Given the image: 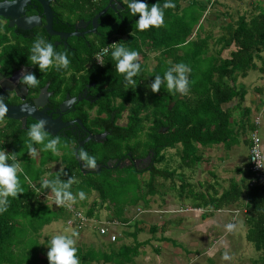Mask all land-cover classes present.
I'll list each match as a JSON object with an SVG mask.
<instances>
[{
    "label": "trees",
    "instance_id": "1",
    "mask_svg": "<svg viewBox=\"0 0 264 264\" xmlns=\"http://www.w3.org/2000/svg\"><path fill=\"white\" fill-rule=\"evenodd\" d=\"M58 1L63 3L60 6L62 13L68 4L65 2H73L77 8H80L79 4L82 6L80 9L86 5L90 18L112 0ZM144 2L149 8L153 3L163 7L166 0ZM170 2L174 7L163 9V26L139 31L135 25L139 14L130 15L127 5L118 0L122 10L108 8L98 18L97 40L91 43L86 56H80L67 69L57 70L54 67L47 73L58 78L64 76L68 69L78 71L84 68L86 73L76 84L94 81L99 90L104 89L105 93L94 104L97 105V117L89 120L83 112L80 117L93 132H105L104 139L90 140L77 148L75 138L59 136L63 140L58 145V149H63L62 156L43 151L48 154L39 156L36 165H30L27 146L32 142L27 131L36 121L27 120L23 128L19 121L5 119L6 127L0 135L7 140L0 147L7 148L21 164L23 173L18 175L25 191L17 198L10 196L8 210L0 213V264H48L49 238L40 240L43 228L58 219H65L66 223L75 227L74 222L67 221L75 211L84 213L89 219L100 220L102 207L108 214L102 221L104 225L100 226H104L106 233L110 231L115 238H106L98 229L101 238L97 237L89 243L76 241L79 264H133L134 257L140 252L139 247L146 241L137 239V233L143 229L140 221L127 217L126 212L131 207L148 208L156 196L161 197V203L165 202V190L161 188L164 183L179 201L186 198L193 204L192 208L202 209L203 218L217 210L241 207L242 219L247 226L246 239L264 255V182H251L249 158L244 165H237L234 173L225 179L228 182L226 187H223V179L213 168L204 169L202 174L207 175L194 182L182 172L184 167L191 170L196 167L197 173V165L202 163L211 166L208 158L203 157V147L222 144L226 150L235 142L236 132L245 133L247 128L253 132L260 123H255V120L243 123V118L247 121L250 113V106L242 105L246 87L249 86L236 81L238 76L246 77L249 70L259 72L258 77H264V7L252 3L241 14H238V7L234 11L237 13L234 19L231 17L233 12H221L223 16L229 15L230 20L220 25L222 34L216 39L220 44L215 50L217 54H209L210 33L200 36L203 24L199 21L202 17L207 19L204 13L209 3L214 1ZM113 42L139 53L140 73L134 77L137 82L135 88L129 86L125 89L123 75L115 70L116 62L111 57V49L104 56L103 65L93 63L94 54ZM224 48L230 49L226 56L221 55ZM150 52H153L156 64L148 70ZM181 62L191 69L188 73V94H173L166 85H161L160 91L153 93L149 85L154 77H163L168 68ZM44 82L41 79L39 85ZM234 100H237L234 105L227 106ZM123 114L125 121L121 122ZM55 136L49 134L48 138ZM244 141L249 147L251 139L245 137ZM41 146L33 143L38 151ZM81 147L96 158L97 164L101 165L99 171H82L73 154L76 148ZM168 149H175L178 158L175 167L171 162L173 158L165 155ZM150 152L152 163L148 167L140 166L136 160L150 155ZM56 160L59 161L56 170L46 164ZM108 161L110 165H107ZM122 162L126 165L121 167ZM61 170L67 173L61 175L62 180L72 177L75 181L70 191L76 196V202L70 208L58 207L53 203L50 189L40 188L42 179L54 178ZM144 172H147V177L142 176ZM25 174L31 184L25 180ZM38 189L40 193H37ZM80 191L85 196L94 194L93 199L80 200L77 195ZM52 205L57 208L53 209ZM128 221L134 225V231L127 232L134 244L124 242V237L115 234L118 233L117 223ZM159 227L164 232L165 226ZM148 228L155 230L158 225Z\"/></svg>",
    "mask_w": 264,
    "mask_h": 264
},
{
    "label": "rangeland",
    "instance_id": "2",
    "mask_svg": "<svg viewBox=\"0 0 264 264\" xmlns=\"http://www.w3.org/2000/svg\"><path fill=\"white\" fill-rule=\"evenodd\" d=\"M216 3V10L218 13L215 14L214 7H211L207 11V19L202 21L203 31H200V29L197 31H200V34L204 35V33L208 32L210 30L209 28L212 27V38H210V43L214 42V39L221 33V28L218 24H224V21L226 20L224 16L221 15V12L224 9L228 12H233L231 17L234 19L237 15L234 11L238 7V14L243 13L246 10V7H250V3H255L264 7V0H217L214 5H216ZM221 5H224L226 8L224 7L222 10L220 7ZM248 10L251 9L249 8ZM207 20L212 21V24L210 25ZM213 46L218 47L215 43ZM216 52L217 51L213 49H209V54H217ZM149 54L150 56L147 58L148 70L150 68H154L156 64V61L153 59V52H150ZM258 76H260L259 72L249 70L246 77L238 76L236 83L243 82L248 86L251 85L250 90L252 91L254 83L259 86V80H257ZM255 94L252 96L254 97ZM261 102L262 105L263 99H261ZM251 108L252 107L250 106V113L247 115L248 120L245 121L243 118V123L247 124L249 120L254 121L256 117H259L260 123L257 127V134L264 143V112H256L253 114ZM238 114H240V111H238ZM123 121H125V114H123L121 122ZM251 134L252 130L248 128L244 134L241 131H239V133L236 132L235 142L226 150L223 145H221V153L220 146L218 147L216 145L214 147H203V157L208 158L211 166L202 163L201 165H197V173L196 167L193 168V170H191V168L184 167L182 168V172L185 176H187V179L189 177L188 180L191 182L197 181L207 175V173H201L202 176H200L198 174L199 169L200 171H203L208 168H213L216 172H218V175L222 179L229 178L230 175L234 173L235 166L244 165L245 161H247L249 147L243 140V137L250 138ZM1 139L2 137L0 135V141L3 140ZM4 140L6 141L7 138ZM62 141L63 140L61 139V142ZM42 148L43 145L39 151L38 148H36L40 157L48 154L44 153ZM0 150H5L10 153L9 150L1 147ZM62 153L63 149L59 148L58 153L53 154L61 157ZM28 155L29 154L27 153V156ZM165 155L166 157L173 158L171 162L172 166L175 167L177 163L176 159H178L175 149L166 150ZM221 155L224 156V159L227 161V165H225V162L221 160ZM28 157L30 165L37 164L35 161L36 157ZM58 160L49 161L46 164L48 166L51 164L55 166L59 164ZM142 176L147 177V172H144ZM221 182L223 187L228 185L226 180H222ZM166 184L167 183H164V185L161 186V188L165 190V194L163 196L165 202L161 203V197L156 196L154 201H150L148 208L137 209L136 207H131L130 210L126 212L127 217L140 221V226H143V229L137 233V239H139V241H146L145 244L139 247L140 252L136 257H134L135 263L133 264H264V255L262 250H258L252 242L246 239L247 226L242 219L243 214L241 211L235 213L231 211L226 214V216L222 213H217L210 217L203 218L201 215L202 210L200 211L199 209L192 208L191 206H193V204L188 202L190 200L186 198L185 201H179L177 196L174 195V192L168 190ZM93 197L94 194H91L90 196H86V199L90 201ZM51 207L53 209L57 208L55 205H52ZM237 213L239 215H237ZM107 214L108 211L102 207L99 211L101 219L96 220L92 217L89 221L84 220L81 228L77 226L73 227L72 225L66 223L65 219L55 220L43 228L40 240H43L45 237L50 239L56 234L70 235L73 230H76L79 233L76 241L89 243L97 237H102L98 234V227L100 225H104L102 221H105ZM233 214H236V216ZM70 220L71 218L67 221L69 222ZM133 222L135 221L133 220ZM228 223H234L236 225L234 231L227 232L225 230L224 226ZM153 224H157L158 228L150 230L148 227ZM162 225L165 226L164 232H162L159 227ZM116 229L118 230V233L115 232L116 235L119 234L118 236L124 237V242L132 243L130 242L132 238L127 232L134 231L133 223L129 221L125 224L117 223ZM108 234H110L111 237L112 234L110 231ZM104 236L107 238V235ZM225 251L228 252L231 259H223Z\"/></svg>",
    "mask_w": 264,
    "mask_h": 264
},
{
    "label": "flooded vegetation",
    "instance_id": "3",
    "mask_svg": "<svg viewBox=\"0 0 264 264\" xmlns=\"http://www.w3.org/2000/svg\"><path fill=\"white\" fill-rule=\"evenodd\" d=\"M43 1H47L51 13L50 30L52 33H48L45 28L47 16L40 0H27L22 4L14 3L11 5L8 0H0V76L2 80L7 86H13V89L22 84L19 82V77L24 71L35 74L39 84L41 79L45 80L44 84H38L35 87L25 85L26 88L22 91L23 98L16 96L13 90L7 91L1 87L0 95L4 97L6 104L16 105L23 102L34 105V99L41 94L42 88L46 86L44 92L46 102L43 105L46 113L52 118H56L61 113L60 119L64 122H70L67 127L60 129L55 135L62 138H75L78 144L88 135L102 134L90 130L80 117L82 112L86 114L89 120L97 117V105L94 104L101 99L102 94L105 93L103 92L104 89L99 90L94 81L76 84L77 80L86 73L84 68L78 71L68 69L64 76L56 78L47 74L54 67L49 68L48 71L40 72L38 65L31 64L28 57L31 55L30 48L34 40L43 37L46 41L53 43L57 51L68 50L69 61L73 63L80 56H86V51L90 49L91 43H96L100 23L97 20V25L93 30L92 19L94 16L88 17L86 5L80 9L82 6L79 4L80 8H77L73 2H65L68 4L62 13L60 11L62 2L58 0ZM111 2H116L114 4L115 10H122V7H116L118 0ZM25 21H29L31 25L25 27ZM77 55L78 57H76ZM93 63L95 62L93 61ZM12 74H15L16 80L10 78ZM63 101H71V103L68 104L64 112H60L59 105ZM5 119L8 118H4L6 123ZM29 119L32 118L28 117L27 120ZM76 120H80L81 124ZM90 140L94 139L85 141L83 145ZM149 154L139 158L137 163L140 166L148 167L152 163L151 152Z\"/></svg>",
    "mask_w": 264,
    "mask_h": 264
},
{
    "label": "clouds",
    "instance_id": "4",
    "mask_svg": "<svg viewBox=\"0 0 264 264\" xmlns=\"http://www.w3.org/2000/svg\"><path fill=\"white\" fill-rule=\"evenodd\" d=\"M16 0H8V3L14 4ZM123 4L127 5L130 15L139 14V18L135 21V25L139 31H145L150 27H161L164 25L163 9L174 7L170 0H166L163 7L157 3H153L151 7L144 2V0H121ZM111 49V57L116 62L115 70L123 75L125 81V89L129 86L135 88L137 85L134 79L140 73V64L138 62L139 53L134 50H129L125 46L113 42L102 49V52L95 56L98 63L103 65V55H106ZM31 64L38 65L40 72L46 71L51 67L57 70L69 67L70 61L68 59L67 51H57L54 44L46 41L43 37H38L34 40L30 48ZM191 69L185 63H176L168 68L163 77L156 75L149 87L153 93H157L161 89V85H166L169 92L173 94L179 93L187 95L189 91L188 73ZM19 82L35 87L39 84V80L35 74L24 71L19 77ZM8 113V106L4 103V97L0 95V123L4 121ZM48 121L40 118L36 123L32 124L27 131V135L32 143L28 144V154L31 158L38 155L37 149L33 147V143L42 144V151H51L58 153V145L61 143V138L57 135L51 139L48 138L49 133L45 130V125ZM82 163L85 169H95L97 167L96 158L89 155L83 148H79L73 153ZM252 159L256 162L257 167L264 168V152L256 149L253 152ZM9 160L12 162L9 163ZM18 173H23L21 164L17 162L14 154L5 150H0V213L6 212L9 206L8 198L11 196L17 198L18 194L25 190L21 186ZM61 175H67L61 170L54 178H45L40 182V188L50 189L53 196V203L58 207H70L76 202V196L70 191L71 185L75 182L74 178L68 177L66 180L61 179ZM25 180L30 184L31 181L25 174ZM35 187V185H32ZM39 192V189L37 190ZM80 200L86 198L83 191L77 194ZM227 232L235 230L234 223H228L225 226ZM79 233L73 230L70 235L56 234L53 235L47 243L48 251L46 253L48 264H79L77 256V249L75 247L76 238ZM223 259H231L227 251L223 254Z\"/></svg>",
    "mask_w": 264,
    "mask_h": 264
},
{
    "label": "water",
    "instance_id": "5",
    "mask_svg": "<svg viewBox=\"0 0 264 264\" xmlns=\"http://www.w3.org/2000/svg\"><path fill=\"white\" fill-rule=\"evenodd\" d=\"M27 0H16L15 3H24ZM40 2L42 3L43 7H44V12L47 16V24L45 26L46 30L48 33H52L50 28H51V13L48 7V3L47 1H43L40 0ZM116 2L112 3L111 1L108 2V4L101 10L99 11L92 19V25H93V30L95 29L96 25H97V20L98 18L104 14L106 12V10L108 8H115V4ZM117 8L122 7V5L120 3H118V5L116 6ZM1 13V12H0ZM26 25L25 27H29L31 25V23L29 21H25ZM16 74V73H15ZM15 74H12V76L10 77L12 80H16V76H14ZM0 87L3 90H7V91H12L15 92L16 96H19L21 98H23V94L22 91H24V89L26 88V86L24 84L18 85L15 89H13V86H7L5 81L2 80V77L0 76ZM46 90V86L42 88V92L41 94L38 95V97H36L33 101L34 105H29L27 103H20V104H16V105H11V104H7L8 106V113L6 115L5 118L8 119H12V120H18L21 123V127H26V123H27V118L30 117L32 119H34L35 121H38L40 118H44L48 121V123L45 125V130L48 131V133L50 135H55L58 133V131L62 128L67 127L70 122H64L60 119V114H58V116L56 118H52L51 115H49L48 113H46V110L43 108L44 103L46 102V94L44 93ZM71 103V101H63L62 103H60L59 108H60V112H64L67 109L68 104ZM6 104V103H5ZM57 113V111H56ZM79 124H81L80 120H76ZM106 137V133H102V134H97L95 136L93 135H88L85 139H83L82 141L78 142V146L80 147L83 145V143L89 139H94L96 141H101L102 138ZM75 151H77V148L75 149ZM74 151V152H75ZM148 156V155H147ZM77 162L80 165V168L82 169V171L86 172V171H99L101 169V165L97 164V167L95 169H85L82 166V163L78 160V158L75 156ZM139 160H136V162H138ZM111 163L108 161L107 165H110ZM106 165V166H107ZM126 165V162H122L120 164V166H124Z\"/></svg>",
    "mask_w": 264,
    "mask_h": 264
},
{
    "label": "crops",
    "instance_id": "6",
    "mask_svg": "<svg viewBox=\"0 0 264 264\" xmlns=\"http://www.w3.org/2000/svg\"><path fill=\"white\" fill-rule=\"evenodd\" d=\"M217 1V0H216ZM216 1H214L213 2V4H210L209 3V6H208V10L211 8V7H214V9H215V14H217L218 13V11L216 10L217 8V3H216V5H214V3L216 2ZM252 3H250L249 5H251ZM211 5V6H210ZM221 7V9L223 10V8L225 7L224 5H221L220 6ZM226 8V7H225ZM207 10V11H208ZM226 11V9H224L222 12H225ZM219 12H220V10H219ZM231 13V12H230ZM206 14H207V12H205L204 13V16H206ZM224 18L226 19L225 21H224V24H227L228 23V21L230 20V17H228V15L226 14V15H224ZM204 20V18L202 17L201 18V20L199 21V23H201L202 24V21ZM208 21V20H207ZM213 21H215V20H213ZM209 22V24L211 25L212 24V21H208ZM219 25H221V24H218V26ZM212 28V27H211ZM211 28H209L210 30L208 31V33H210V36H209V49H213V50H217L219 47H220V44H218L217 43V41H216V39L222 34V30H221V33H220V35L218 36V37H216L215 39H214V42H212V43H210V38H212V33H211ZM207 33V34H208ZM204 35H205V33H204ZM204 35H202V34H200V36L202 37V36H204ZM214 43H215V45H217L218 47H214L213 45H214ZM233 46L231 45L230 46V49L232 48ZM229 48H224V49H222V51H221V55H223V56H226L230 51ZM257 80H259V86L257 85V84H255L254 83V86L252 87V91L250 90V86L249 87H246V93H245V95H244V99H243V102H242V105H243V107H249V106H251L252 108V113L253 114H255L256 112H259V113H263L264 112V77H257ZM262 80V81H261ZM257 88H259L260 90H258ZM256 93V94H255ZM253 94H255L254 95V97L252 96ZM261 99H263V104L261 105ZM256 100V101H255ZM237 102V100H234L232 103H229L227 106H231V105H234L235 103ZM258 108H260V109H258ZM259 110V111H258ZM256 118H258V117H256ZM255 118V119H256ZM5 127H6V123H5V121L3 122V123H0V132L1 131H3L4 129H5ZM244 134V133H243ZM244 138L245 137H243V140H244ZM3 139V140H2ZM1 140L2 141H0V144L1 143H4L5 142V140H4V138H2ZM262 142V141H261ZM221 145L222 144H220V145H217L218 147L220 146V153H221V151H222V149H221ZM1 148H4V149H7V148H5L3 145L1 146ZM8 150V149H7ZM262 150H263V152H264V143L262 142ZM38 157H39V155H37L36 156V159H35V161L37 162L38 161ZM221 160H224V164L225 165H227V161L224 159V156L223 155H221ZM52 165V169L53 170H56L57 169V165H55V166H53V164H51ZM50 165V166H51ZM237 168V166H235V168L234 169H236ZM201 173H202V171H200V169H199V175L201 176ZM238 177L239 176H237L236 178L238 179ZM223 181H225V179H223ZM222 183V182H221ZM234 208V209H233ZM233 208H231V209H222V210H217V211H215L213 214H211V215H208L207 217H210V216H212V215H214V214H217V213H222V214H224L225 216H226V214H228L229 212H238V211H240V210H242L243 211V209L241 208V207H233ZM200 210V209H199ZM202 210V209H201ZM200 210V211H201ZM228 210H231V211H228ZM241 211V212H242ZM202 212H203V210H202ZM198 213V212H197ZM201 215H202V213H201ZM201 215H199V216H201ZM234 216H236V214H233ZM237 215H239L238 213H237ZM191 216V215H190Z\"/></svg>",
    "mask_w": 264,
    "mask_h": 264
},
{
    "label": "built area",
    "instance_id": "7",
    "mask_svg": "<svg viewBox=\"0 0 264 264\" xmlns=\"http://www.w3.org/2000/svg\"><path fill=\"white\" fill-rule=\"evenodd\" d=\"M110 44L102 47L99 51H97L94 56H93V61L97 64H100L97 62L95 56H97L98 54H100L102 52V49L106 48V47H109ZM105 55H103V58H104ZM259 122V119L256 118L255 119V123H258ZM251 141H250V146H249V169L251 171V182H255V181H262L264 182V168H260V167H257L256 165V162L252 159V155H253V152L256 150V149H259L263 152L262 150V142H261V139L260 137L258 136L257 134V129H255L252 134H251V137H250ZM70 208V207H68ZM71 218L70 222H74L73 224L75 225V227H79L81 228L83 226V221H89L90 219L83 213L79 212V211H75L73 212L72 216L69 217ZM99 229V233L101 235H106L107 234V237H109L111 240H114L115 238V235L112 234L111 237H110V234L106 233L107 232V229L104 227V226H99L98 227Z\"/></svg>",
    "mask_w": 264,
    "mask_h": 264
}]
</instances>
